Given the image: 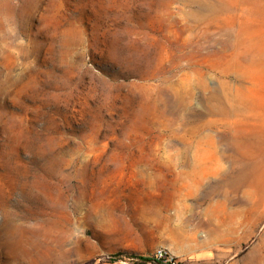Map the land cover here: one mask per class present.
Instances as JSON below:
<instances>
[{"label":"rangeland","instance_id":"374dc122","mask_svg":"<svg viewBox=\"0 0 264 264\" xmlns=\"http://www.w3.org/2000/svg\"><path fill=\"white\" fill-rule=\"evenodd\" d=\"M0 264H264V0H0Z\"/></svg>","mask_w":264,"mask_h":264},{"label":"built area","instance_id":"2783aa9c","mask_svg":"<svg viewBox=\"0 0 264 264\" xmlns=\"http://www.w3.org/2000/svg\"><path fill=\"white\" fill-rule=\"evenodd\" d=\"M159 256H162L161 252H159Z\"/></svg>","mask_w":264,"mask_h":264}]
</instances>
